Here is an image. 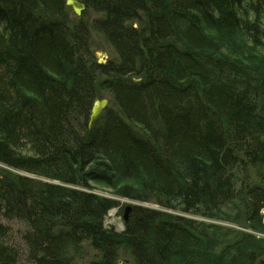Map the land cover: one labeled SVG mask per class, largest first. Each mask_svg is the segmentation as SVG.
Here are the masks:
<instances>
[{"label": "trees", "instance_id": "trees-1", "mask_svg": "<svg viewBox=\"0 0 264 264\" xmlns=\"http://www.w3.org/2000/svg\"><path fill=\"white\" fill-rule=\"evenodd\" d=\"M65 1L0 0V264H264V0ZM97 187L249 231L132 205L114 232Z\"/></svg>", "mask_w": 264, "mask_h": 264}, {"label": "rangeland", "instance_id": "rangeland-1", "mask_svg": "<svg viewBox=\"0 0 264 264\" xmlns=\"http://www.w3.org/2000/svg\"><path fill=\"white\" fill-rule=\"evenodd\" d=\"M69 7V6H68ZM70 8V7H69ZM71 12L73 13V15L75 17H79L81 16L84 12H85V9L81 12V14L79 16L75 15L74 12L72 11V9L70 8ZM96 15L92 12H87L85 17L89 20H92V18H94ZM94 41L95 42V46H94V52H96L97 50H102V46L101 43L99 42V39H97L95 36H94ZM105 47L103 46V49ZM107 51V49H105ZM108 53V52H107ZM95 56L97 58V55L95 53ZM97 192L99 194H102V195H105V196H111L109 190L107 188H104V187H97ZM119 202L121 205L123 204H127L129 203V200L128 199H125V198H120L119 199ZM146 206L148 207H153L154 205H151L149 203H146L145 204ZM156 207V206H154ZM194 217V216H193ZM195 219L197 220H202V221H205V222H215V223H218L222 226H225V227H231V228H234V229H237V230H242V231H247V229H244L243 227L241 226H238L237 224H234L232 222H229V221H214V220H210V219H203L201 217H194ZM6 223V222H5ZM12 229H13V233L11 234L12 235V239H13V242H15L17 240V230L20 228L19 225L15 224V223H10L8 224ZM105 225L109 228H113L115 230H121L123 228V224H122V217H121V214H119L118 212H116L115 210H112L111 212H108L106 218H105ZM87 252V251H86ZM90 253V252H89ZM91 254H88L86 253L85 255L81 256L80 258H77L76 260V264H88L90 258H91ZM122 258V257H121Z\"/></svg>", "mask_w": 264, "mask_h": 264}, {"label": "bare ground", "instance_id": "bare-ground-1", "mask_svg": "<svg viewBox=\"0 0 264 264\" xmlns=\"http://www.w3.org/2000/svg\"><path fill=\"white\" fill-rule=\"evenodd\" d=\"M102 51H104V52H106L107 53V51L105 50V49H102ZM108 54V53H107ZM97 59V58H96ZM98 62V61H97ZM106 62V61H105ZM105 62H103V63H105ZM99 63V62H98ZM133 80L134 81H137L138 79L137 78H133ZM102 98H106L107 99V106L110 104V99H109V97L108 96H104V97H101V98H95L94 100H93V102H92V105H91V108H90V113H89V117H88V121H87V126L88 127H92L93 125H94V123H95V121L97 120V118L100 116V114L102 113V111L107 107H105L100 113H99V115L96 117V119H95V121L92 123V124H89V120H90V115H91V109H92V106H93V104H94V101L95 100H98V99H102ZM21 174H23V175H26V176H29V174H27V173H25V172H20ZM98 193V192H97ZM102 195V194H101ZM105 196V195H104ZM106 197H109V198H113V199H115V200H117L118 202H119V199L120 198H123V197H118V196H114V195H111V196H106ZM125 199H127V198H125ZM129 200V203H127V204H123V205H121L120 204V202H119V204H113L111 207H109L108 208V211H107V214H108V212H111L112 210H115L116 212H118L119 214H121V217H122V224H123V228L121 229V230H115V229H113V228H109V227H107L106 225H105V218H106V216H105V218H104V221H103V226H104V228H107V229H109V230H111V231H114V232H122V231H124V229H125V221L127 220V218H128V214L126 215V217L124 216L125 215V208L127 207V206H130V209H131V206L132 205H136V206H145V207H148V206H146L145 204V202H141V201H133V200H130V199H128ZM149 204H151V205H154V206H156V207H149V208H153V209H157V210H161V211H166V212H169V213H171V214H176V215H183V216H186V217H188V218H194V217H201V216H199V215H192V214H190V213H182V212H178V211H175V210H172V209H166V208H162V207H160V206H158V205H156V204H154V203H149ZM129 212H130V210H129ZM128 212V213H129ZM194 216V217H193ZM201 218H203V217H201ZM203 219H205V218H203ZM6 224H10V223H7L6 222ZM21 227V226H20ZM23 227V226H22ZM23 229V228H22ZM247 231H249V229H247ZM257 236H264V233H259V232H254ZM90 252V253H89ZM86 253H88V254H91V256H96L97 255V253L93 250V249H91V248H87V252H85V251H83V253L82 254H77L76 256H75V258H74V260H73V264H76V260H77V258H80L81 256H83V255H85ZM121 257L122 258H119V259H117L116 260V263L117 264H129V262H130V259H128V257H127V255H121ZM92 258V257H91ZM91 258H90V260H91ZM89 260V261H90ZM88 264H89V262H88Z\"/></svg>", "mask_w": 264, "mask_h": 264}, {"label": "water", "instance_id": "water-1", "mask_svg": "<svg viewBox=\"0 0 264 264\" xmlns=\"http://www.w3.org/2000/svg\"><path fill=\"white\" fill-rule=\"evenodd\" d=\"M65 4L67 6H69L72 11L74 12L75 15L79 16L81 14V12L85 9V5L84 3L78 1V0H66ZM97 55V61L99 63H103L106 61V59L108 58V54L104 51H97L96 52ZM107 106V99L106 98H102V99H98L94 101V104L92 106L91 109V115H90V120H89V124H92L96 117L99 115V113ZM130 210V206H127L125 208V217L128 214Z\"/></svg>", "mask_w": 264, "mask_h": 264}]
</instances>
